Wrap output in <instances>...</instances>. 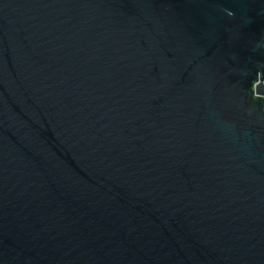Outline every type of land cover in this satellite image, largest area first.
I'll use <instances>...</instances> for the list:
<instances>
[{
  "label": "water",
  "instance_id": "1",
  "mask_svg": "<svg viewBox=\"0 0 264 264\" xmlns=\"http://www.w3.org/2000/svg\"><path fill=\"white\" fill-rule=\"evenodd\" d=\"M0 264H264V0H0Z\"/></svg>",
  "mask_w": 264,
  "mask_h": 264
}]
</instances>
